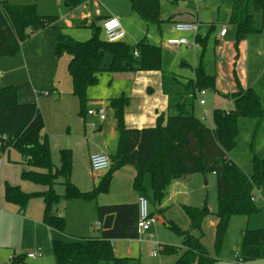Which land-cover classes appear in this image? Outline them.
Listing matches in <instances>:
<instances>
[{
  "label": "trees",
  "instance_id": "16d2710c",
  "mask_svg": "<svg viewBox=\"0 0 264 264\" xmlns=\"http://www.w3.org/2000/svg\"><path fill=\"white\" fill-rule=\"evenodd\" d=\"M85 0H65L70 9ZM132 9L149 25H160L161 0H130ZM57 16L41 15L36 4H13L0 0V58L14 56L34 34L52 26ZM228 23L236 29V44L250 34H258L264 28V0H233L229 9ZM92 36L84 41L76 40L66 33L55 38L57 57L67 53L71 58L68 72L72 78L73 94L80 101L79 114H86L89 98L88 88L98 83L104 72L129 70H158L162 64V49L142 39L131 46L125 41L108 42L102 37L103 28L92 25ZM208 36H196V43L207 47ZM138 52V55H135ZM110 62L107 64V57ZM237 90L222 94L232 98L231 109L217 108L213 111L214 126L204 123L193 111L198 92L216 88L215 76L205 72L201 62L194 78L182 79L173 72H163V90L168 95V115L160 116L154 127L129 128L124 122L128 97H112L108 100L114 110L119 143L110 155L111 166L99 184L90 191H82L71 180L72 152L61 149V164L57 168L52 160L50 142L45 133L42 113L36 103H20L14 85L0 83V154L12 148L21 155V179L47 187L43 191L25 192L18 185L8 182L4 187L5 201L18 206L25 213L29 202L42 198L45 208L43 222L50 228L63 231L65 219L56 213V205L63 197L67 200L92 201L99 194L109 191L113 174L131 165L136 173L133 188L145 195L155 205L161 204L169 185L195 173H212L216 178L218 208L213 214L218 221L215 226L214 245L217 256L229 244L230 227L234 219H248L261 211L256 205L254 191L264 189V155H255L253 174L248 175L234 162L230 152L236 146L241 117L264 120V105L253 88L244 89L236 78ZM220 94V93H219ZM150 176L152 193L144 186ZM64 185L61 196L55 189L59 180ZM190 227L183 229L174 221L164 220L166 226L182 239L181 246L162 245L164 254L177 255L173 264H216L202 241V224L212 214L206 207L183 204ZM163 209L157 210L161 213ZM100 236L84 240L51 241L56 264H129L130 257L115 254L113 240L138 237L139 210L137 203L99 205L97 208ZM152 214H154L152 212ZM20 256L13 264L23 262ZM264 259V228H245L240 251L236 254L239 264Z\"/></svg>",
  "mask_w": 264,
  "mask_h": 264
},
{
  "label": "rangeland",
  "instance_id": "374dc122",
  "mask_svg": "<svg viewBox=\"0 0 264 264\" xmlns=\"http://www.w3.org/2000/svg\"><path fill=\"white\" fill-rule=\"evenodd\" d=\"M9 1L13 4H36L37 10L41 15L57 16V20L52 26L47 27L40 32L39 35L25 44V47H32V71L38 80L37 84H39L36 90H38L37 92L39 96L44 97L45 111L39 103L38 107H40L43 113L45 129L49 134V125H47V121L49 124H54V122H56L54 128L55 130H58L59 125L57 118L59 115L64 114L62 102L59 101V93L58 91L51 90V87L53 86L60 89L64 88L65 83H71V77L67 69L69 55L64 53L60 57H57L55 55L54 47H52L51 54L38 53L39 51L37 49L40 47V43L47 42L53 35H58L61 32L73 35L76 40H87L92 36L91 26L93 24H99L101 26L103 21L101 16H105L110 12H117L119 14L132 12L131 1L85 0L73 9L66 6L65 0ZM232 5L233 0H203V4L196 0H161V16L164 20L171 15L179 13L191 17L193 16L198 20L197 23L199 22L200 24L199 34L201 36H208L207 47L204 50L202 58L203 65L204 68L206 67L205 71L209 75L215 76L216 74V88L219 90L220 94L213 89H205V94L197 95L192 108L195 115L200 119L201 114L204 111L207 112L208 117L207 119H203V121L211 127L214 126L213 110L223 104H225L224 106L229 104V101L224 99V96L220 97V102H217V98L224 94L223 91L234 89V72L239 79L243 80L247 87H253L257 92L262 105H264V28L261 33L250 34L248 36L243 44L242 52L240 46L243 41L236 44V29L233 25L228 23V12ZM217 10L218 22L213 25V19ZM124 18L127 17H119L122 25L124 20L126 21ZM222 24H225L228 27V35L221 39L219 33ZM171 27L172 23L168 21H164L160 27L152 24L149 25L148 34L156 42L155 44H159L161 41H166L167 37H175L176 34L171 30ZM184 36L191 40V42L194 41L193 34L188 33ZM41 38H43V42L40 40ZM218 38L219 41L215 42ZM128 42L133 46L134 43L130 42V39ZM192 48H196L200 56L202 51L201 45L197 43L193 45ZM167 56L172 59V55ZM106 73L107 72H104V74H102V84L97 86L98 90L96 96H100L102 94L101 88L106 86ZM47 91L50 96H45ZM199 100L206 102V106L204 105L201 107ZM107 113H112V110L108 109ZM238 127L239 132L237 143L230 152V157L238 163L248 175H252L254 156L264 155V120L259 124L256 118L241 117L239 119ZM58 139L59 138L57 137H53L52 141L57 143ZM18 162H21L20 153L12 148L10 150L9 172L11 174V179L15 180L14 182L22 181L20 177V169L23 165ZM60 164L61 161L59 155L58 161L55 162L54 165L59 167ZM178 180L183 183L184 195L182 196L185 202L196 207L206 206L211 212L217 211L218 199L216 178L214 174L195 173L181 177ZM27 185L28 188L34 187L31 182H27ZM144 186L147 193L151 195L152 188L149 175L145 178ZM55 189L57 192L58 189L63 190L61 180L55 185ZM127 189H132L130 182L127 183ZM172 191L173 184L171 183L161 202L162 207L160 208H163V215L159 214L157 222L146 232L147 237H144L143 240L144 250H140V244L138 241H133L131 243L127 241H118L115 243L114 248L117 251V254L122 257L128 255V257L131 258L129 264H172L175 255L162 253L160 251V244L179 247L182 245V239L166 226L164 220L174 221L181 228L190 227L189 218L186 215L183 206L176 201L177 196ZM254 196L256 205L260 206L262 209L250 216L247 227L249 229H262L264 228V189L255 190ZM158 207L159 204L155 205L149 201L150 211L156 216H158ZM215 220L216 217L213 214L208 215L204 219L202 224L203 243L206 245L210 253L218 258L216 264H239L236 261L235 255L236 252L240 251L242 242V234L240 233L236 236L238 224L231 225L233 233L231 234L233 238L232 244L228 249L223 250L218 257L214 245ZM19 234L17 236L15 235V238H11L12 245L10 248L0 247V264H13L11 258L13 254L12 252L15 248L20 249L21 251L37 250V248H33L32 243H28L27 240L26 243H22V238L21 236L19 237ZM153 248L157 249V256H152L150 254V250ZM43 252L45 253V257L41 260L39 259L42 256L33 259L27 257L23 262L17 264H56L51 246H48ZM248 264H264V259L253 260Z\"/></svg>",
  "mask_w": 264,
  "mask_h": 264
},
{
  "label": "crops",
  "instance_id": "0c3cea01",
  "mask_svg": "<svg viewBox=\"0 0 264 264\" xmlns=\"http://www.w3.org/2000/svg\"><path fill=\"white\" fill-rule=\"evenodd\" d=\"M199 3L203 4V0L200 1ZM216 13L217 14H215L213 19V23H212L213 25L218 22V10L216 11ZM111 15L117 16L118 18L127 17L124 18L126 19V21L124 20L123 22V25L125 26L123 27L126 31V37L122 41H125L129 44L128 40L130 39V42H133L134 43L133 45H135L140 40L147 39L149 43L160 46L162 49V64H161V69L158 70H134V71L129 70V71H121V72L104 71L107 72L106 73L107 83L106 86L101 88L102 94L100 96H96L98 90L97 86L102 84L101 78L103 77L102 74H104V72H102L99 75L98 83L88 88L87 96L89 98V101L87 104L86 114L83 117L79 114L80 101L73 94L72 78H71V83L70 84L65 83L64 88L58 89L57 87H53V86L51 87V90L58 91L59 101L62 102V106L64 108V114L59 115L57 118V122L59 125L58 130H55L54 128V124L56 122H54V124H49L48 121H47V125H49V131H48L49 134L45 129V133L47 134L50 142L52 160L54 163L58 161V156L60 155L59 151L61 149L66 148L71 150L72 158H73L71 180L82 191L92 190L94 187H96L99 184L101 178L106 173V171L94 172L91 169L90 156L93 153H99V152L107 153L110 156L116 151L118 147L119 134L116 128V119L114 116V110L109 106L108 100L112 97H120V96H125L129 98L130 102L128 106L125 108V113H124V122L127 127L129 128L154 127L157 123V119L160 116L163 115L165 116L166 119L168 115V95L165 94L163 90V72L176 73L180 77H182L183 80L187 78H194L195 70L197 66L201 62L203 63L202 58L204 55V51L203 52L201 51V54L199 56L198 50L196 48H192L193 45L197 44L196 36L199 34V30H200L199 22H198L199 29L196 33L194 32L179 33L173 29L175 23L180 21L197 22L198 20L195 17L193 16L191 17L189 15H184L179 13L176 15L175 14L171 15L166 20H164L161 16L162 18L161 24L164 21H168L172 23L171 30L176 34L174 37L175 39L179 37H185L184 35L188 33L193 34L194 36L193 42H191V40L185 37L189 41V44H183L179 48L174 49L171 46H169L167 43L169 39H174L172 37L171 38L167 37L166 41L164 40L165 42L161 41L159 44H155L156 42L148 34L149 25L152 24L148 25L140 17V15H138L133 9L132 12H126L125 14L110 12L105 16H101V19L104 20L106 17ZM161 24L157 26L160 27ZM224 27L227 28V32L223 36L221 35V33H219V37L221 39L225 38L228 35V27L225 24H222L221 30ZM40 32L34 34L31 38H29L26 42H24V44L22 45V48L23 46L24 48L21 49V51H19L16 55L4 56L0 58V83L2 85H14L17 89L18 100L20 103L33 102L36 103L37 105L39 103L42 109H44V99H43L44 97L39 96L37 92L38 90H36L39 84H37L38 80L36 76H34L32 71V50H31L32 47H25V44L28 41H30L32 38H35L37 35H39ZM102 34L104 35V32ZM53 36L52 38L48 39L47 42H43V38L40 39L43 43H40V47L37 49L39 51L38 53L51 54L52 47H54L55 45V38L57 35H53ZM70 36L76 39L73 35ZM206 36H201V37H206ZM103 38L106 39L105 35ZM247 38L248 36L243 40L240 46L242 52H243V44ZM218 41L219 38L218 40H215V42ZM167 55H172V59L168 58L169 56ZM70 58L71 57L69 56V61ZM108 61L110 62V56L107 57V62ZM109 62L107 64H109ZM68 64H67V69H68ZM205 69L206 67L204 68V70ZM236 78L239 80L240 86L242 88L244 89L253 88V87H247L243 82V80L239 79V77L234 72L233 79L235 82L233 81V83L235 85L234 87L235 90L233 89V90L223 91L224 94L233 93L238 89L236 84ZM46 93L49 92L47 91ZM45 96H50V95L48 94ZM220 97L223 96H219L217 98V102H220ZM224 99L228 100L229 104L227 106H224L225 104H223L218 108L231 109L233 107L232 98L225 97ZM206 104L207 103L204 102V104L203 105L200 104V106L203 107L204 105L206 106ZM100 107L105 108L106 120L104 121H100L96 113L97 109ZM108 109H111L112 113L110 114L107 113ZM204 114H206V116L208 117V113L205 111L201 114V117ZM44 123H45V119H44ZM53 137L59 138L57 143L52 141ZM21 159L22 158L20 155V160ZM9 161H10V151L8 153H4L0 165V247L10 248L12 245L11 238H15L20 233L19 237L21 236L22 243L23 242L26 243L27 240L28 243L29 242L32 243L33 248L36 247L41 249L43 254L39 260L45 257V253L43 251L47 249L48 246H51V241L53 239L74 241V240H84L88 238L99 237L100 231L97 226L98 225L97 208L99 205L137 203L138 196L140 195L133 188V179L136 173L135 168L131 165L124 166L113 174L109 191L99 194L96 199L92 201H85L80 199L67 200L62 197L58 202V204L56 205V213L65 219V228L63 231H58L48 227L43 222L45 205L42 198L38 197L32 199L29 202L28 208L25 211V213H20L17 205L5 201L4 187L6 182L12 185L20 186L22 190H24L25 192L43 191L47 188L45 186H41L33 182L31 183L34 185V187L28 188L27 182L30 181H26V180H22L21 182H14L15 180L11 179V174L9 172L10 170ZM23 168L24 167L22 166L20 171H22ZM129 182L131 184V188H132L131 190L127 189V183ZM61 184L63 185L62 180H61ZM172 184H173L172 192H174L177 196L176 201L179 202L181 205L183 204L191 205L183 200V196H182L184 195L183 183L179 182V180H175L172 182ZM58 194H60L61 196L64 194V185H63V190L58 189ZM160 207H162V204H159L157 210L163 209ZM159 214L163 215L162 212L157 213L158 217ZM248 220L249 218L234 219L231 225L238 224L236 236H238L241 233L243 237L245 228L247 227ZM217 221L218 219L216 217L214 226H216ZM183 229H188V228H183ZM231 234L233 233L230 227L229 244L225 248V250L228 249L229 246H231L232 244L233 238ZM145 237L147 236L145 235ZM118 241H127L129 243L133 241H138L140 244V250H144V246H143L144 242H140L138 240V237L115 239L112 241L113 246ZM162 245L164 244H160V247ZM153 250L156 249L154 248L151 249L150 254ZM114 251L117 256L122 257L121 255L117 254L115 248ZM237 253L238 252H236V254ZM124 257H128V255H125ZM174 257L175 258L172 264L175 262L177 255H175ZM26 258L27 257L24 256L23 261Z\"/></svg>",
  "mask_w": 264,
  "mask_h": 264
},
{
  "label": "built area",
  "instance_id": "2783aa9c",
  "mask_svg": "<svg viewBox=\"0 0 264 264\" xmlns=\"http://www.w3.org/2000/svg\"><path fill=\"white\" fill-rule=\"evenodd\" d=\"M196 1L200 2L202 0H196ZM102 28H103L105 38L108 42H112V43L119 42V41H122L126 37V31L123 28V25L117 16L111 15V16L106 17L102 21ZM173 29L179 33L180 32L196 33L199 29V25L197 22H194V21H180V22L175 23V25L173 26ZM226 32H227V28L224 27L220 33L223 36L226 34ZM167 43L169 46L176 49V48H179L183 44H189V41L185 37H179L176 39L175 38L169 39ZM135 55H138V52H135ZM204 93H205L204 90L198 92V94H204ZM45 94L48 95L49 93H45ZM199 103L203 105L204 101L199 100ZM96 113L100 121L106 120V112H105L104 107L98 108ZM202 118L206 119L207 118L206 114H204ZM3 155L4 154H0V165L2 162ZM111 164H112L111 158L107 153H104V152L93 153L90 156V166L94 172L106 171L110 168ZM137 204H138V210H139V220L137 223L138 240L140 242H143L146 232L157 222L158 216H156L155 214H152V212L150 211L149 200L145 195L140 194L138 196ZM97 226L99 227V222ZM151 254L153 256L157 255L158 254L157 249L153 250ZM20 256H25L28 258H36V257L42 256V251L40 248H37V250L35 251H21L20 249H15L13 251L11 259L13 260Z\"/></svg>",
  "mask_w": 264,
  "mask_h": 264
},
{
  "label": "water",
  "instance_id": "95a60500",
  "mask_svg": "<svg viewBox=\"0 0 264 264\" xmlns=\"http://www.w3.org/2000/svg\"><path fill=\"white\" fill-rule=\"evenodd\" d=\"M236 1H245V0H236ZM215 14H217V13L215 12Z\"/></svg>",
  "mask_w": 264,
  "mask_h": 264
}]
</instances>
